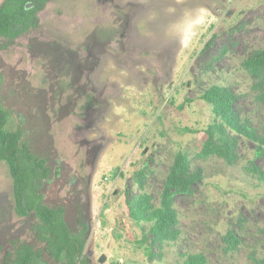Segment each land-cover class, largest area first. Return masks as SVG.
Wrapping results in <instances>:
<instances>
[{"label": "rangeland", "instance_id": "rangeland-1", "mask_svg": "<svg viewBox=\"0 0 264 264\" xmlns=\"http://www.w3.org/2000/svg\"><path fill=\"white\" fill-rule=\"evenodd\" d=\"M263 51L264 0H48L34 28L0 38L6 128L46 161L43 203L64 210L71 232L87 226L89 264H183L192 254L264 264V181L250 171L264 174V147L238 135L233 164L199 156L212 86L231 92L239 118L264 135V99L244 68ZM178 153L200 179L173 199L176 240L153 242L151 223L131 220L126 201L145 194L158 207ZM12 188L0 161V264L23 244L60 264L33 214H14Z\"/></svg>", "mask_w": 264, "mask_h": 264}, {"label": "trees", "instance_id": "trees-1", "mask_svg": "<svg viewBox=\"0 0 264 264\" xmlns=\"http://www.w3.org/2000/svg\"><path fill=\"white\" fill-rule=\"evenodd\" d=\"M48 0H3L0 4V38L13 40L36 26V14L42 10ZM31 4V8L26 6ZM244 68L258 80L255 87L264 99V51L252 55ZM1 83V79H0ZM202 99L211 106L214 122L206 130V140L199 156L208 159L217 156L228 164H233L236 154L233 152L236 136H244L256 143L258 150L264 147V135L259 136L242 121L234 111L236 97L226 88L212 86L202 95ZM8 115L0 109V161L6 163L13 183L14 214L17 217H28L31 214L38 220L35 231L39 241L44 243L45 251L60 264H89L82 257L85 246L87 226L82 224L79 233H73L64 221V210L61 207L51 208L43 203L41 189L49 179L46 161L33 155L21 141L20 131L7 130ZM234 133L233 136L230 134ZM252 173L264 181V174L255 167ZM144 178L143 172L138 179ZM200 179L199 171L190 172L189 159L185 154L178 153L173 161L161 191L159 206L152 204L147 195H140L128 206V217L136 224L151 223L149 233L153 242L175 241L177 215L173 209V199L178 195L190 193L192 184ZM140 187H143L141 183ZM228 242L233 245L238 241L230 234ZM12 264H48L41 251L27 245H19L14 251ZM183 264H207L202 254L185 257Z\"/></svg>", "mask_w": 264, "mask_h": 264}, {"label": "water", "instance_id": "water-1", "mask_svg": "<svg viewBox=\"0 0 264 264\" xmlns=\"http://www.w3.org/2000/svg\"><path fill=\"white\" fill-rule=\"evenodd\" d=\"M26 8H27V9L31 8V4H28V5L26 6Z\"/></svg>", "mask_w": 264, "mask_h": 264}]
</instances>
